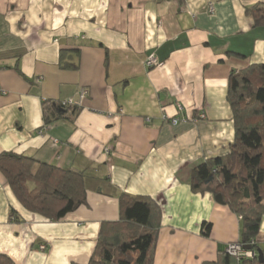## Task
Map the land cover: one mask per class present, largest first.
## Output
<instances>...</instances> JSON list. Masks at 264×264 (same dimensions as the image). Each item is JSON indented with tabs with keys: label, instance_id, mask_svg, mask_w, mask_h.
<instances>
[{
	"label": "crops",
	"instance_id": "1",
	"mask_svg": "<svg viewBox=\"0 0 264 264\" xmlns=\"http://www.w3.org/2000/svg\"><path fill=\"white\" fill-rule=\"evenodd\" d=\"M256 4L264 0H0V154L82 172L86 190L83 205L49 220L24 209L0 172V254L88 264L102 226L119 220L120 194L160 210L153 264H209L238 241V216L192 192L190 175L234 139L230 72L264 64V27L246 13ZM149 55L161 66L147 69ZM81 89L79 106L50 109L58 119L44 122L45 106Z\"/></svg>",
	"mask_w": 264,
	"mask_h": 264
},
{
	"label": "trees",
	"instance_id": "2",
	"mask_svg": "<svg viewBox=\"0 0 264 264\" xmlns=\"http://www.w3.org/2000/svg\"><path fill=\"white\" fill-rule=\"evenodd\" d=\"M246 13L255 28L264 27V4ZM227 102L234 125L228 154L196 165L190 187L194 193L221 195L223 204L240 217L236 242L256 253L253 259L236 260L223 251L209 264H264V242H256L264 216V64L230 72ZM60 108L64 107L55 103L45 106L44 122L56 121L58 117L48 112ZM0 172L24 209L46 219L60 220L85 203L82 172L11 152L0 154ZM118 199L119 220L102 226L88 264H153L160 227L158 206L149 197L120 194ZM210 229L209 223H203L201 234L208 237ZM0 264L14 263L0 254Z\"/></svg>",
	"mask_w": 264,
	"mask_h": 264
},
{
	"label": "built area",
	"instance_id": "3",
	"mask_svg": "<svg viewBox=\"0 0 264 264\" xmlns=\"http://www.w3.org/2000/svg\"><path fill=\"white\" fill-rule=\"evenodd\" d=\"M212 11H213L212 7L209 8V12H212ZM144 65L147 69H152V68L160 67L161 63L158 61V59L156 58L155 55H149L146 57V59L144 61ZM87 97H88V91L85 89H81L77 94V100L76 101L73 99H68L66 101L59 103V105H61V107H64V108H74V107L79 106L81 101ZM199 117L201 119H203L204 114L201 113L199 115ZM172 123L176 124L177 120H172ZM238 219L240 220V217H238ZM224 252L227 255L235 258L236 260L253 259L256 256V253L254 250L244 248V247H242V245H240L237 242L228 243L225 247Z\"/></svg>",
	"mask_w": 264,
	"mask_h": 264
},
{
	"label": "water",
	"instance_id": "4",
	"mask_svg": "<svg viewBox=\"0 0 264 264\" xmlns=\"http://www.w3.org/2000/svg\"><path fill=\"white\" fill-rule=\"evenodd\" d=\"M214 200H215V202H217V203H219V204H223V201H222V197H221V195H216V196L214 197Z\"/></svg>",
	"mask_w": 264,
	"mask_h": 264
}]
</instances>
